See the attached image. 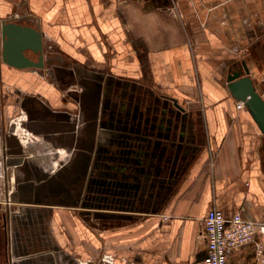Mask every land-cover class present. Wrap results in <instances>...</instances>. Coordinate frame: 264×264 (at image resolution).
<instances>
[{
  "label": "crops",
  "instance_id": "0c3cea01",
  "mask_svg": "<svg viewBox=\"0 0 264 264\" xmlns=\"http://www.w3.org/2000/svg\"><path fill=\"white\" fill-rule=\"evenodd\" d=\"M4 20L41 30L43 68L3 60ZM242 60L264 97V0H0L4 164L27 156L10 154L11 134L13 144L19 139L10 132L13 117L22 115L35 139L65 131L77 107L74 86L89 95L102 82L104 89L110 82V89H127L136 99L147 93L161 103L168 95L186 106L165 114L170 135L164 139L191 148L185 172L153 209L54 203V189L42 192L32 204L49 214L39 222L42 235L27 238V220L16 219L20 234L11 260L106 264L103 255L112 253L116 264H194L207 250L203 221L211 208L264 220V132L246 106L237 107L227 81L233 63ZM10 204L12 221L31 202L20 201L16 210ZM256 242L263 243L264 235L258 233ZM255 251V243L234 249L227 264H254Z\"/></svg>",
  "mask_w": 264,
  "mask_h": 264
},
{
  "label": "flooded vegetation",
  "instance_id": "af4514ba",
  "mask_svg": "<svg viewBox=\"0 0 264 264\" xmlns=\"http://www.w3.org/2000/svg\"><path fill=\"white\" fill-rule=\"evenodd\" d=\"M101 84L95 90L98 103L103 107L99 117L97 157L84 167L86 179L82 193H74V197L62 194L61 200L68 204L116 211L134 209L138 204L143 207L139 201L148 196L144 208L149 205L153 209L155 204L165 201L170 189L177 184L191 154L189 146L183 147L164 139L169 134L165 121L169 122L170 118L165 114L175 110L186 111V106L168 95H163L167 101L155 103L147 97V93L144 98L139 96L136 99L127 89H110V82L104 89L105 85ZM82 88L75 90V97L83 96L76 91H82L88 97L86 89ZM69 175L70 172H67L65 178L68 179ZM59 197L58 193H54V199ZM8 212L10 214V211L3 214L0 222L4 238L2 255L7 264L12 252L10 243L14 238L9 231ZM27 223L24 229L27 238L40 235L37 230L34 231L33 220Z\"/></svg>",
  "mask_w": 264,
  "mask_h": 264
},
{
  "label": "rangeland",
  "instance_id": "374dc122",
  "mask_svg": "<svg viewBox=\"0 0 264 264\" xmlns=\"http://www.w3.org/2000/svg\"><path fill=\"white\" fill-rule=\"evenodd\" d=\"M74 87L73 93L75 90H80L81 85ZM77 92L83 96L76 97L77 107L70 117L69 128L65 131L54 130L52 134L48 132L43 134L41 138L35 139L31 130L24 129L25 121L22 115L12 118L10 132H16L15 135H19V139L15 142H18L17 145L19 146L13 144L15 139H13L14 135L11 134L10 154L19 155L25 151L27 156L21 159L11 157L9 163L5 164L0 157V219L2 220L3 214L7 213L6 204L9 200L11 210H16V206L20 201L31 202V204H24L22 215H14L12 221H10L9 231L14 236L10 243L12 255L13 243L18 238V229L15 226L16 219L33 220L34 231L37 228L39 232L40 224L37 221L47 220L49 214L45 212L43 219H41L40 208H35L32 204L35 201L40 202V197L44 196L46 192H50V189H54V193H58V196H60L58 199H54V203L65 201L61 200L62 194H69L74 197V193H82L86 179L83 175L84 167H87L88 163H91L97 157L96 151L100 133L98 128L100 125L99 117L103 107L98 103L96 91L91 90L88 97L82 91ZM73 167H75L74 170ZM67 172H70V175L67 176L68 179L65 178ZM7 177L10 180H7ZM139 178L141 179L142 176L140 175ZM140 186L142 185L140 184ZM142 188L143 190L146 188V183ZM147 197L139 201V203H143V207L138 204L137 209L145 207ZM47 225L46 223L45 226L47 227ZM46 232L47 228L44 233ZM104 255L114 256L112 253ZM11 259L12 256L8 264L17 263V261ZM105 263L109 264L108 262ZM0 264H7V261L3 259V255H0Z\"/></svg>",
  "mask_w": 264,
  "mask_h": 264
},
{
  "label": "water",
  "instance_id": "95a60500",
  "mask_svg": "<svg viewBox=\"0 0 264 264\" xmlns=\"http://www.w3.org/2000/svg\"><path fill=\"white\" fill-rule=\"evenodd\" d=\"M2 57L12 66L44 67V46L41 30L31 25L16 21H2ZM37 54L31 58L26 52ZM228 88L237 101H243L251 112L254 120L264 132V97L258 83L252 77L251 69L245 60L236 61L227 73Z\"/></svg>",
  "mask_w": 264,
  "mask_h": 264
},
{
  "label": "built area",
  "instance_id": "2783aa9c",
  "mask_svg": "<svg viewBox=\"0 0 264 264\" xmlns=\"http://www.w3.org/2000/svg\"><path fill=\"white\" fill-rule=\"evenodd\" d=\"M237 107H245L244 102L238 101ZM258 233L264 235V220L246 218L241 211L226 216L221 209L213 207L203 221L207 250L200 262L194 264H227L228 257L234 249L252 243L256 246L254 264H264V242H256ZM102 259L109 264H116L115 256L104 255Z\"/></svg>",
  "mask_w": 264,
  "mask_h": 264
}]
</instances>
